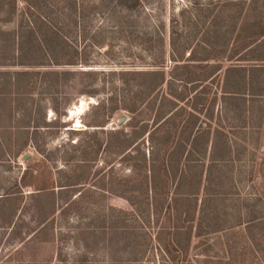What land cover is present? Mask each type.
Returning a JSON list of instances; mask_svg holds the SVG:
<instances>
[{"label": "rangeland", "instance_id": "1", "mask_svg": "<svg viewBox=\"0 0 264 264\" xmlns=\"http://www.w3.org/2000/svg\"><path fill=\"white\" fill-rule=\"evenodd\" d=\"M68 1L0 0V264H264V234L244 232L264 206V72L240 82L256 95H228L223 81L230 65L254 66L238 61L236 31L264 24V0L252 9L249 0H139L128 11L116 0ZM50 12L61 16L57 37H34V21ZM169 38L180 67L196 65L187 57L197 45L216 51L201 56L213 66L204 100L186 102L194 90L177 83V119L156 130L171 99L164 86L146 94L152 79L141 74L164 59L168 75ZM197 121L220 129L230 154L219 147L225 161L213 164L203 214L164 215L173 200L188 209L174 194L193 193L195 172L178 186L183 153L168 175L159 164ZM150 137L163 146L153 164Z\"/></svg>", "mask_w": 264, "mask_h": 264}, {"label": "trees", "instance_id": "2", "mask_svg": "<svg viewBox=\"0 0 264 264\" xmlns=\"http://www.w3.org/2000/svg\"><path fill=\"white\" fill-rule=\"evenodd\" d=\"M111 2L112 0H108ZM68 6L70 8L75 7L76 1L70 0L68 1ZM108 2V3H109ZM139 3V0H116V4L125 7L126 10H132L133 6ZM255 0H249V3L247 5L248 9H252L255 5ZM59 13H46L41 14L36 19L37 21H34V37L39 38L38 36H42V39L45 40L47 38H56L58 29L57 25H59L60 20ZM260 21L255 20L249 23H245V25L241 26L237 31V39L241 42L239 45V49L237 50L238 54H243L244 58L238 59L239 62H245V63H253L248 69L244 67H238L236 65H230L226 69H224V85L225 87H228V89H225V93L232 96H241L244 94L248 95H256L257 89L255 88L254 84H250L248 88L243 90L240 86L242 82V79L248 80L249 76L252 75L255 72H264L263 66L264 63V24L259 23ZM173 37V36H172ZM169 38V45L171 48V54L169 55V61L171 63H174V65L171 67L168 75L165 74L163 71L164 66L161 62L156 63L155 66H153V71L142 73L141 76H149L151 77L152 81L146 86V94H151L155 91H160V88L164 86L166 93L164 91H161V98L163 100H166V97H169L171 100H169V116L165 119V117H162V111L164 109V104H161L160 110L156 112V123L158 122V125L156 127V130L159 128L161 124H163L165 121L169 119H174V121L177 119L178 116V104L180 100L182 101L184 99V96L179 94L176 95L175 88L177 86V83L180 84H187L192 86L191 90H194V95L192 99H186V102H189V100L192 101H203L204 97L203 93L206 92V85L208 79V73L213 66L210 65L209 57H201L202 55H208V54H215V43H208V44H202L201 46L196 47V49H189L188 53V61L192 64L196 65H186L185 67H180L176 62L177 60L181 59L182 56L177 52L178 47L173 41V39ZM175 40V39H174ZM41 41H39V44ZM236 56V55H235ZM234 56H228L225 57L226 62L233 63L232 58ZM49 64L57 65V63L49 61ZM68 65V64H64ZM179 69H181L182 72H177ZM216 71H221V65H218L215 67ZM216 72V73H217ZM243 75V76H242ZM231 76H233L231 80ZM213 80V79H212ZM210 80V81H212ZM241 88V89H240ZM203 96V97H202ZM202 98V99H201ZM195 114H201L202 110L197 113L196 109H192ZM204 118L207 120V122L213 121L212 119V110H210L208 115H205ZM197 120V119H195ZM201 125H204L205 129H202ZM149 143V156L152 157V164L155 162L154 156H159L162 150V145L158 143L153 137L148 138ZM231 141L228 139L224 134L221 132L220 129H214L211 127V123H202V121L195 122V125L193 127V130H191L189 139L186 138L184 141H176L173 142L169 148H167L168 152L163 155L161 164V171L164 173V175H168L169 172H173L174 169L178 165V161L176 160V157L178 154L183 153V164H182V170L179 169L180 174L175 176V178H178L177 185H181L186 183L187 181V172L190 168H192L195 172V178L193 179V188L194 191L191 194H182V193H176L174 194L176 197H182L183 199H188V209L185 210L184 213L181 210V207H178L179 203H176L175 200L170 201L171 204H167L166 212L164 215L169 216V212L173 211L178 214H189L191 211L194 214H203V212L207 209V198L210 196L207 193V190L211 186L212 183V171L214 169L213 164L218 163L219 161H225V159H220V156L218 155V149L220 147V151H225V156L230 154L231 151ZM187 148L188 151H185ZM187 154H185V152ZM190 152V156L188 157V154ZM192 156V159L190 158ZM209 157V163L210 167H207L206 169L202 168L200 165V162L196 160L197 158H204ZM190 158V159H189ZM155 167H151L150 171L153 173ZM158 168V166H157ZM178 170V167H177ZM177 172V171H176ZM168 173V174H167ZM263 175V173H262ZM176 185V188H177ZM49 188L48 187H41L35 189L37 192L36 194L39 196H46V193H48ZM200 193L202 194V198L199 200ZM43 194V195H42ZM51 197L53 196V193L50 194ZM199 200V205H197ZM180 201V200H177ZM263 201V199H262ZM193 204V208L191 206V203ZM186 204V205H187ZM162 208V206L159 205V209ZM261 212H259L255 217H252L253 220L248 221L245 225V235L246 239L248 241L253 240V237L257 235V233L261 236L264 234V206L260 209ZM261 213V214H260ZM199 217V216H198ZM204 219V218H203ZM254 227H256V230H254ZM255 232L254 234L252 232ZM264 236V235H263Z\"/></svg>", "mask_w": 264, "mask_h": 264}, {"label": "bare ground", "instance_id": "3", "mask_svg": "<svg viewBox=\"0 0 264 264\" xmlns=\"http://www.w3.org/2000/svg\"><path fill=\"white\" fill-rule=\"evenodd\" d=\"M77 127V126H76Z\"/></svg>", "mask_w": 264, "mask_h": 264}]
</instances>
